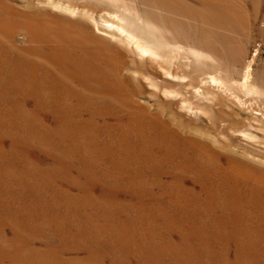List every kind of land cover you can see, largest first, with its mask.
<instances>
[{
	"label": "rangeland",
	"instance_id": "374dc122",
	"mask_svg": "<svg viewBox=\"0 0 264 264\" xmlns=\"http://www.w3.org/2000/svg\"><path fill=\"white\" fill-rule=\"evenodd\" d=\"M0 264H264V0H0Z\"/></svg>",
	"mask_w": 264,
	"mask_h": 264
}]
</instances>
